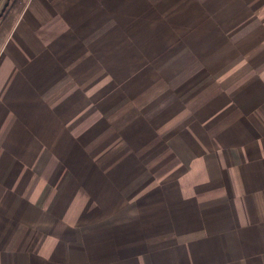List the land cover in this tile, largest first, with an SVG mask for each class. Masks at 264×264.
Returning a JSON list of instances; mask_svg holds the SVG:
<instances>
[{"label": "crops", "instance_id": "0c3cea01", "mask_svg": "<svg viewBox=\"0 0 264 264\" xmlns=\"http://www.w3.org/2000/svg\"><path fill=\"white\" fill-rule=\"evenodd\" d=\"M21 2L0 264H264V0Z\"/></svg>", "mask_w": 264, "mask_h": 264}, {"label": "rangeland", "instance_id": "374dc122", "mask_svg": "<svg viewBox=\"0 0 264 264\" xmlns=\"http://www.w3.org/2000/svg\"><path fill=\"white\" fill-rule=\"evenodd\" d=\"M20 3L21 0H0V50L21 9Z\"/></svg>", "mask_w": 264, "mask_h": 264}]
</instances>
